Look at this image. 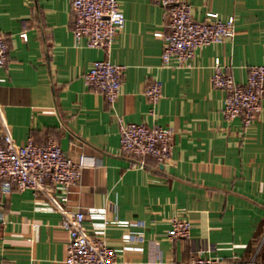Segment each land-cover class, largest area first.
<instances>
[{
	"label": "crops",
	"instance_id": "0c3cea01",
	"mask_svg": "<svg viewBox=\"0 0 264 264\" xmlns=\"http://www.w3.org/2000/svg\"><path fill=\"white\" fill-rule=\"evenodd\" d=\"M192 15L236 17L235 35L198 48L191 64L162 62L165 8L154 0H119L125 25L108 52L77 42L71 0H0V30L9 43L0 67V130L19 143L58 140L84 156L67 206L86 212L92 233L106 232L114 264H169L197 253L220 264H264V97L247 128L223 114L226 90L211 83L219 56L238 82L264 63V0H188ZM28 32V40L21 31ZM125 65L121 94L109 102L85 82L97 59ZM163 82L151 111L144 88ZM171 126L172 158L160 163L121 150L120 121ZM55 197L30 188L0 189V264H65L69 233ZM192 223L189 239H171L172 217ZM112 222L105 225V218Z\"/></svg>",
	"mask_w": 264,
	"mask_h": 264
},
{
	"label": "built area",
	"instance_id": "2783aa9c",
	"mask_svg": "<svg viewBox=\"0 0 264 264\" xmlns=\"http://www.w3.org/2000/svg\"><path fill=\"white\" fill-rule=\"evenodd\" d=\"M165 8L168 32L156 31L163 38L162 62L167 65L175 59L179 65L191 64L196 50L204 45L220 43L235 35L236 17L226 20L217 12L209 11L203 20L192 15L188 0H154ZM72 32L77 42L86 39L91 47L110 51L116 35L125 25V16L119 0H71ZM28 40V32L21 31ZM9 43L0 30V67L8 61ZM86 84L102 93L109 102L121 94L125 80V65L109 58L95 60L85 73ZM1 80V78H0ZM211 83L224 88L223 114L227 119L241 117L245 128L252 124L262 109L264 97V63L249 67L247 80L238 82L227 71L219 56L214 59ZM151 111L163 95V82L158 78L148 81L144 88ZM121 150L136 157L134 166H144L146 157L160 163L171 160L174 130L171 126L137 121H120ZM86 165L84 156L76 161L49 137L37 143L29 137L25 143L17 142L7 129L0 130V189L30 188L36 195L46 193L55 197L54 209L61 214V223L69 233L65 264H114L116 252L108 243L106 232L92 233L86 225V212L67 206L69 191L77 184ZM112 222L106 217L105 225ZM192 223L187 217L175 215L167 236L171 239L191 237ZM212 255L197 253L188 259L170 260L169 264H220Z\"/></svg>",
	"mask_w": 264,
	"mask_h": 264
}]
</instances>
